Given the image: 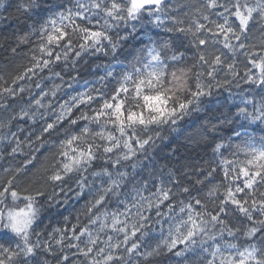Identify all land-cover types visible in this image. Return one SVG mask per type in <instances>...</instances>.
Masks as SVG:
<instances>
[{"label":"snow or ice","instance_id":"obj_1","mask_svg":"<svg viewBox=\"0 0 264 264\" xmlns=\"http://www.w3.org/2000/svg\"><path fill=\"white\" fill-rule=\"evenodd\" d=\"M12 21L24 26L19 43L33 47L31 66L0 85V144L27 157L0 182V264H130L134 255L149 264H264V0H195L182 14L173 0H0V23ZM88 57L104 58L103 74L97 64L98 80L60 104L54 120L38 113L53 108L48 92L25 101V87H14L45 71L64 83L67 71L71 88ZM193 113L206 118L193 142L212 155L177 168L173 148L158 165V144L167 147ZM38 115L43 125L22 141L20 122ZM53 136L55 151L37 167ZM73 183L77 198L92 194L89 224L69 227L64 216L65 227L46 232ZM157 223L167 235L141 252L132 238Z\"/></svg>","mask_w":264,"mask_h":264},{"label":"trees","instance_id":"obj_2","mask_svg":"<svg viewBox=\"0 0 264 264\" xmlns=\"http://www.w3.org/2000/svg\"><path fill=\"white\" fill-rule=\"evenodd\" d=\"M174 6L179 10L180 14H182L188 7H191L195 4V0H173ZM187 6V7H185ZM171 15H177V11H171ZM24 26L17 25L15 21L11 22V26L7 25L6 23H0V85H3L4 81L6 80L9 84L12 82L13 76L19 74L24 70L26 67H30V49L33 47L32 44H20L19 37L24 35ZM260 30L259 26H255L251 32V37L255 42L259 41ZM35 40V38H33ZM15 47L17 51L15 53L12 52V48ZM127 55V52H125ZM191 56V52L188 53ZM92 63L87 65V67L81 65L80 68V75L77 77L76 81L72 82V87H68V82L71 81V77L67 71H64L63 79L64 83L61 82L55 76H52L50 73L45 71L44 73H37L31 80H22L18 81L14 87L23 86L25 87L26 91L23 94L24 100L27 101L31 98H39L41 92H48L49 95L44 98V103L47 105L49 102L52 103V109H38V113H44L45 118L48 120H54L56 113L59 112V105L65 103L66 101L71 103V97L77 95V93L84 90L85 86H91L93 82L98 80L99 76L96 74V65H101V70H99V74L102 73V68L105 65V60L103 57L100 59H95L94 57H88ZM188 63H192L191 59H189ZM57 71L62 70L61 68H57ZM171 71V70H170ZM76 72H71V76H75ZM223 74L221 73V76ZM40 83L41 87L37 88L36 84ZM62 87L56 90V96L53 97L51 95V90L54 89L56 84H61ZM191 86L195 87V77H192L190 80ZM246 87V86H245ZM234 92H238L239 90L234 89ZM29 92L33 95L32 97L29 96ZM227 95V93H224ZM15 105L18 109L20 105V101L17 100ZM27 106V105H23ZM75 112L76 109H73ZM6 115L3 112H0V118ZM206 122V118L204 117L203 113H193L192 116L186 117L185 121H181V128L179 129L178 133H173L170 136L171 143H168L167 147L163 145H159L155 150V159L158 165H164L169 163L166 159L167 154L175 148L177 150V154L173 157V161H178L175 164V167L179 168L184 164H192V163H203V160L198 159V157H203L207 159L212 155L211 148H205L202 144L197 145L193 141L199 139V129ZM44 121L40 119V116H37V121L35 123L32 122H20V126L24 128V132L18 133L20 139L23 141L25 137L29 136L30 132L33 130H38ZM13 130L15 131L16 128L14 127ZM192 139H189V138ZM34 139V136L32 137ZM57 139L56 136L52 137V141H50L49 145L45 148H42L39 153H36L38 159L36 160V166L38 167L41 161L44 159V156L47 155L50 151H55L52 148L51 144ZM259 139V137H257ZM167 143V142H166ZM38 146V144L36 145ZM30 151L28 147L23 148V152L27 154ZM225 156H229L230 152L226 149ZM26 155H16L15 157L10 156L7 154V150L4 148L2 144H0V182H6L9 178L10 173L5 172V169L15 170V168L21 166L23 161L26 159ZM51 157L49 156V159ZM29 168L31 169L32 166L30 165ZM131 167H128V171L131 172ZM144 175H147V172H144ZM29 176H21L17 183L23 187L27 184ZM107 179L106 177L104 178ZM89 184H95V186H99L100 180L95 179L89 174L88 176ZM72 187L74 191L68 193L69 199L66 203L62 205V216H52L51 220L45 219L44 224L41 225V228H45V225L48 227L45 229L46 232L52 231L53 228L65 227V222L63 217L67 216L69 218L70 227L71 224L77 222V218H79L80 225L83 226L85 224H89L88 216L85 215L86 204L89 199L92 198V194L89 189H85V194L83 197L77 198L76 192L79 189L76 188V185L73 183ZM52 189L49 188L48 192H51ZM59 192V189L56 190ZM63 199V198H62ZM19 206H23V201L19 203ZM117 208V204L112 201L109 202L108 211H114ZM120 210H123V205H119ZM90 228L95 232L98 229V225H89ZM168 225L165 223L163 225V234L161 233V225L159 223L155 224L154 227L145 229L144 231L147 233L145 236L141 237L140 234H137V237H133L132 240L138 242L141 245L140 251L144 252L147 250H151L155 248L157 244H160L162 241L163 236L167 235ZM105 233L113 235L115 238L117 234L110 233L108 230H105ZM105 233H101L102 239H107V235ZM122 239V235L120 236ZM35 239V237H34ZM131 243V241H130ZM102 246V245H101ZM130 246V244H129ZM124 255H127L124 253ZM157 260L163 259L164 264H172V261H169L167 258H156ZM175 258L173 257L172 260ZM130 264H149L146 262L142 257L133 256L130 259ZM152 264H155V261H152Z\"/></svg>","mask_w":264,"mask_h":264}]
</instances>
